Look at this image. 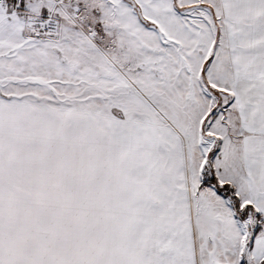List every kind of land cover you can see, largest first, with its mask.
<instances>
[{"label":"rangeland","instance_id":"1","mask_svg":"<svg viewBox=\"0 0 264 264\" xmlns=\"http://www.w3.org/2000/svg\"><path fill=\"white\" fill-rule=\"evenodd\" d=\"M133 1L157 27L127 0L0 7V98L12 101L0 104V125L9 122L0 136V264H186L162 157L153 161L141 144L145 130L120 141L128 125L175 128L187 170L196 176L206 161L202 177L234 189L214 167L224 180L231 159L241 160L235 110L220 90L235 78L215 69L211 84L199 63L219 28L231 32L236 10L216 7L215 17L183 7L192 0ZM192 203L188 264H236V249L210 251L205 236L225 229L231 240L225 211L206 198L198 214Z\"/></svg>","mask_w":264,"mask_h":264},{"label":"crops","instance_id":"2","mask_svg":"<svg viewBox=\"0 0 264 264\" xmlns=\"http://www.w3.org/2000/svg\"><path fill=\"white\" fill-rule=\"evenodd\" d=\"M195 6L207 7L215 17L216 7H224L223 10L227 12L236 10L233 15L230 14L233 21L231 32L222 36L219 28L217 35L220 37L218 40L212 39L210 41L208 39L209 48L200 52L202 62L199 63V67L201 73L211 84L214 82H212L213 78L210 74L215 69H221L220 71H223L224 74L230 73L235 78L231 90L224 87L220 90L228 93L231 100L230 108L232 111L235 110V122L237 130L240 132L238 137L241 139L239 148L241 160L234 162V159H231L230 162L233 165L229 164L226 167V174H230L226 175L224 180H221L216 165L214 172L217 174L219 183L231 184L236 191L239 202L242 205L253 207L264 220V0H192L183 4V7ZM5 8L10 9L9 6H5ZM215 21L219 26V22ZM220 53H224L222 61H228L224 68L217 61ZM201 85L203 84L201 83ZM204 94L206 95V93ZM10 103L12 104V101L0 98V104L7 106ZM210 114L211 111L208 112V115ZM8 124V119L3 118V124L0 125V131H2L0 136L8 133L6 131ZM132 124L136 125V123ZM121 129L127 134L121 135L120 141L136 135L137 139L140 137L141 144L150 149L153 161L154 159L157 160L155 156L162 157L163 164L159 166L166 173L170 183L168 194L177 197L174 200V204H176L174 211L175 213L176 210L178 211L179 221L174 223L173 228H176L174 235H182L183 241H185L186 264L190 259L189 254L191 255L189 234H192L190 208L192 198L197 200L196 213L198 214L203 213L205 208L202 201L210 198L217 208L220 207L225 211L229 220V231L233 230L231 240L225 229L205 234L211 239L210 251L214 246L220 247L219 243H221L225 246V249L221 250L233 252V249L234 251L236 249V264H241L243 256L247 254L255 264H261L264 261V225L261 232L255 237L252 248L247 249L246 239H249L250 234L249 223L246 225V222L241 223L237 220L230 201L219 195L214 186H202V182L206 180L202 177L205 159L203 165H199L197 168L196 176L187 170L186 164L184 166V156L181 150L183 140L175 128L165 125V127L158 129L149 124H144L142 127L138 124L136 126L128 125ZM138 130L147 131L145 132L146 135L138 137ZM145 139H148L147 142H144ZM9 140L8 136L4 137L1 144L6 142L8 147L15 144L14 141ZM209 149L208 147L207 151ZM192 204L195 205L194 201ZM196 213L194 210V215ZM206 249L209 252V246Z\"/></svg>","mask_w":264,"mask_h":264},{"label":"trees","instance_id":"3","mask_svg":"<svg viewBox=\"0 0 264 264\" xmlns=\"http://www.w3.org/2000/svg\"><path fill=\"white\" fill-rule=\"evenodd\" d=\"M127 1L129 4L136 6L135 10L138 13V15L140 16L141 22L144 25H146V26L152 25L153 27H155L154 24H152V23L148 22L146 19H144V17L141 14L140 8L138 7V5L133 0H127ZM202 77L204 78L203 74H202ZM203 82H205V81L201 80L202 84H204ZM206 185L214 186L219 195L227 198L230 201V204H231V207L234 211L235 217L237 218V220L239 222L244 223L250 219L249 220L250 236H249V240L247 242V248L251 249L255 237L261 232L262 226L264 225L263 217L253 207H251L249 205L241 208V206L239 204V200H238L237 196L235 195L234 189L232 187H230L229 185L220 186L214 181V179H211L210 181L204 180L202 182V186H206ZM241 264H247L245 257H243V261ZM261 264H264V261Z\"/></svg>","mask_w":264,"mask_h":264},{"label":"built area","instance_id":"4","mask_svg":"<svg viewBox=\"0 0 264 264\" xmlns=\"http://www.w3.org/2000/svg\"><path fill=\"white\" fill-rule=\"evenodd\" d=\"M25 2L26 0H0V7L10 6L15 9H20ZM62 2H64V0H55L56 7H62Z\"/></svg>","mask_w":264,"mask_h":264},{"label":"water","instance_id":"5","mask_svg":"<svg viewBox=\"0 0 264 264\" xmlns=\"http://www.w3.org/2000/svg\"><path fill=\"white\" fill-rule=\"evenodd\" d=\"M133 9H136V6L135 5H133Z\"/></svg>","mask_w":264,"mask_h":264}]
</instances>
